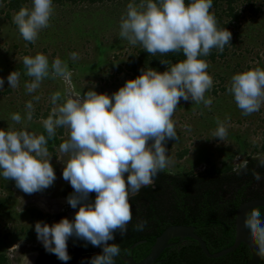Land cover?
I'll use <instances>...</instances> for the list:
<instances>
[{
  "label": "clouds",
  "instance_id": "9594fccd",
  "mask_svg": "<svg viewBox=\"0 0 264 264\" xmlns=\"http://www.w3.org/2000/svg\"><path fill=\"white\" fill-rule=\"evenodd\" d=\"M211 7L212 0H191L187 5L185 0H159V6L153 0L146 3L142 0L139 5H127L126 16L120 22L121 37L132 45L139 43L152 56L182 51L186 59L163 73L152 68L141 70L138 77L127 80L111 98L89 90L53 108L43 127L48 138L55 136L57 127L69 130V138L59 145L57 158H66L62 177L74 190L68 197L63 195V201L67 199L73 211L79 207L72 221L62 218L51 226L37 222L38 241H34L32 248L42 242L47 252L68 261L66 242L69 237H76L102 249L100 254L91 257L90 264H115L121 249L118 244L108 242L114 240L115 232L122 237L128 232L132 221L130 196L137 195L143 187H154L156 176L170 164L165 143L178 138L172 116L181 98L203 102L206 107L212 103L204 96L213 85L206 71L209 65L198 57L208 56L213 48L223 52L225 45L230 44L231 33L225 28L218 30L216 18L209 12ZM51 14L52 0H33L32 8L21 7L13 22L23 39L34 43L39 30L49 26ZM76 56L71 53L73 59ZM161 63L167 64L162 60ZM23 64L26 74L34 78L26 84L32 92L49 75L48 59L43 54L25 56ZM51 74L65 80L71 76L67 64L59 58L53 61ZM19 77L18 71L10 72L9 86L17 87ZM3 85L4 79H0V88ZM228 91L244 115L259 111L264 101V70L255 68L233 75ZM60 98V92L54 93L52 104L56 105ZM26 108L27 119L31 120L32 103L28 102ZM11 119L19 123L21 116L14 113ZM217 124L213 138L223 141L227 129L219 120ZM46 145L44 135L0 130V175L5 180H14L26 194L47 189L56 177ZM259 163L264 166V159ZM253 178L261 179L255 171ZM90 193L96 194L94 202H88ZM46 200L56 211L44 209L42 212L50 215L73 212L66 209L68 206L63 207L65 204L58 208L59 202L54 198ZM146 224L147 221H140L134 228L143 231ZM244 227L255 255L264 258V218L257 208L245 215ZM25 253L23 263L26 260L29 264L26 255L35 253L36 256V251L30 249ZM5 255L11 263L12 256L7 251Z\"/></svg>",
  "mask_w": 264,
  "mask_h": 264
},
{
  "label": "rangeland",
  "instance_id": "374dc122",
  "mask_svg": "<svg viewBox=\"0 0 264 264\" xmlns=\"http://www.w3.org/2000/svg\"><path fill=\"white\" fill-rule=\"evenodd\" d=\"M5 1L0 0V79H4V85L0 88V130H23L39 135L36 125H43L53 108L62 105L66 99L83 96L89 90L107 94L111 98L125 84V59L129 53H135L142 47L139 43L132 45L120 36L121 18L126 16L129 2L125 5L122 0H102L52 5L49 26L39 30L35 42L28 46L12 28L5 14ZM230 3L240 14L235 29L239 35L232 37L234 43L224 50V61L208 63L205 60L209 65L206 71L212 77L213 85L204 96L212 100L211 105L206 107L203 102L184 101L182 98L178 103L172 116L178 138L165 143L170 160L165 168L168 172H195L200 167H206L210 161L218 164L222 159L236 166L235 163L239 164V160L246 155L264 153V101L259 111L244 115L234 95L228 91L233 75L255 68L264 70V0H234ZM249 3L259 5V10L253 16H249V11L245 9ZM27 5L31 9L33 0ZM225 6L226 0H216L209 12L221 14L222 20L227 22L229 17L222 11ZM71 53L77 54L75 59ZM36 54L45 55L50 68L53 61L59 58L67 64L70 78L53 77L49 72L39 87L29 92L26 84L33 82L34 78L29 80L28 76L20 75L17 87H10L7 81L10 72L20 73L17 65L25 56L34 57ZM5 88L10 91L3 92ZM212 89L215 92L212 93ZM56 92L61 93V98L53 105L51 96ZM28 102L33 105L31 120L27 119ZM14 113L21 116L19 123L11 119ZM218 120L227 129L223 141L213 138ZM63 130L61 137L65 141L69 138V130L66 127ZM183 149L186 152L178 158L177 153ZM51 155L49 162L56 179L42 191L26 194L16 186L14 180H5L0 175V200L5 199L4 209L10 215L9 218L0 217V237L8 230L4 251L12 259L14 257L10 264H23L24 253L32 248L34 241H38L36 236L26 239L27 232L23 229L28 228L30 232L40 221L29 219L25 209H46L37 200L39 197L59 200L65 197L60 192L69 184L62 177L66 158H57L60 156L59 148ZM64 204L63 207L68 206L66 209L70 212L71 206L67 201ZM22 251L24 253L20 255Z\"/></svg>",
  "mask_w": 264,
  "mask_h": 264
},
{
  "label": "trees",
  "instance_id": "16d2710c",
  "mask_svg": "<svg viewBox=\"0 0 264 264\" xmlns=\"http://www.w3.org/2000/svg\"><path fill=\"white\" fill-rule=\"evenodd\" d=\"M29 1H5V14L9 17L12 28L28 46L31 45V42L23 39L17 25L13 22V17L21 7L29 9L27 5ZM82 1L94 3L102 0H52V5ZM130 1L133 4L142 2V0H122L121 2L127 5ZM232 1L234 0H226V6L222 10L229 17L227 22L222 20L221 14L213 13L218 30L225 28L231 33L230 44L225 45L224 50L234 43L232 37H238L239 35L235 29L240 14L231 5L230 2ZM143 2L146 3V0H143ZM153 2L159 3V0H153ZM190 2L191 0H185L186 5ZM215 2L216 0H212V6L215 5ZM245 9L249 11V16H253L259 10V5L254 6L249 3ZM229 24H233L231 29H229ZM224 50L220 52L218 49L213 48L208 56H199L198 59L207 60L208 63L216 60L224 61ZM184 59L186 57L182 51L166 54L157 53L152 56L141 47L135 53L132 52L127 55L124 62V72L127 74V80L135 79L141 74V70H147L148 68L163 73L175 63ZM161 60L166 61L167 64H162ZM17 67L21 69L20 75L28 76L23 60ZM119 70L120 68L117 67V71ZM49 72H51L50 66ZM28 77L29 80L33 78ZM9 91V88L3 90V92ZM211 92H215V89H212ZM36 127H38L39 135L45 136L49 153L55 154L56 149L64 142L61 137L64 132L63 127H57L56 134L52 138H48L43 125L38 124ZM185 152L186 149H183L182 152L177 153V157L180 158ZM261 159H264V153L253 156L246 155L242 162L236 164V166L222 159L218 164L210 161L202 171L168 172L165 169L160 171L155 178L154 187H143L137 195L130 196L132 221L128 225V232L122 237L117 231L114 233V240L108 242L118 244L121 249L120 255L115 258V264H126L125 261L122 263L120 257L122 255L131 256L132 261L141 260L147 255L155 238L162 230L174 224L192 226L193 232L204 241L208 252H215L231 245L234 239V215L237 206L248 199L264 198V166L259 163ZM253 171L260 174L261 179L259 181L253 178ZM73 192L74 190L70 185L62 194L70 195ZM95 195V193H90L88 202H94ZM3 199L0 200V217L9 218L10 215L4 209L5 199ZM78 207L79 205L76 211ZM254 208H257L262 213V218H264V207ZM25 213L29 219L39 220L49 226L59 222L62 218H67L69 221L74 220V214L68 216L65 212H58L50 215L35 207L25 209ZM140 221H147V224L143 231H136L134 226ZM23 231L27 232L26 239L37 237L35 229L29 232L28 228H24ZM8 233V231L2 233L0 237V264H10V260L4 251V239L7 238L6 234ZM135 242L137 243L132 246ZM168 242L170 244L160 252L151 264H242L249 258V251L243 243H240L235 249L226 254L216 258H208L201 252L197 242L189 237L182 239L173 237ZM66 243L67 253L70 256L68 261L59 260L56 255L44 249L42 242H37L31 248V250L36 251L33 263L90 264L91 257L102 252L100 247L92 246L90 243L76 237H69ZM257 264H264V258L259 257Z\"/></svg>",
  "mask_w": 264,
  "mask_h": 264
},
{
  "label": "water",
  "instance_id": "95a60500",
  "mask_svg": "<svg viewBox=\"0 0 264 264\" xmlns=\"http://www.w3.org/2000/svg\"><path fill=\"white\" fill-rule=\"evenodd\" d=\"M254 207H264V198H252L242 201L235 210L234 215V239L231 245L215 251L208 252L204 241L193 232V227L189 225L174 224L165 227L162 232L155 238L153 244L150 247L147 255L139 261H132L130 256H120L126 264H151L160 252L167 246L168 240L172 237H189L197 242L201 252L208 258H216L223 254H226L235 249L240 243H243L248 251L249 258L242 264H257L259 257L255 255V249L251 246L250 237L247 234V229L244 227L245 215ZM56 209H52L51 213H54ZM139 242V241H138ZM137 242L133 243L134 246ZM131 246V247H132ZM29 264H34L35 253L26 255ZM27 264V261L24 262ZM68 264V263H67Z\"/></svg>",
  "mask_w": 264,
  "mask_h": 264
},
{
  "label": "bare ground",
  "instance_id": "6f19581e",
  "mask_svg": "<svg viewBox=\"0 0 264 264\" xmlns=\"http://www.w3.org/2000/svg\"><path fill=\"white\" fill-rule=\"evenodd\" d=\"M41 204H42V207L48 209V210H51V209H54L55 206L53 204H51L48 200H46L45 198H41L39 197L37 199ZM50 208V209H49Z\"/></svg>",
  "mask_w": 264,
  "mask_h": 264
},
{
  "label": "crops",
  "instance_id": "0c3cea01",
  "mask_svg": "<svg viewBox=\"0 0 264 264\" xmlns=\"http://www.w3.org/2000/svg\"><path fill=\"white\" fill-rule=\"evenodd\" d=\"M67 187H70V183L68 184V186H66V188L64 189V191H66V189H67ZM64 191H62V192H60V194H62ZM62 195H64V194H62ZM69 195H67V197H68ZM55 200H57L58 202H59V205H58V208L61 206V205H63L64 203H66V202H64L63 201V199H56V198H54ZM66 201H67V199H66ZM71 211V210H70ZM64 212H67V211H64ZM76 211H73L72 213L70 212V214H68V213H66L68 216H71V214H74ZM26 261V260H25ZM24 261V262H25ZM23 264H25V263H23Z\"/></svg>",
  "mask_w": 264,
  "mask_h": 264
}]
</instances>
